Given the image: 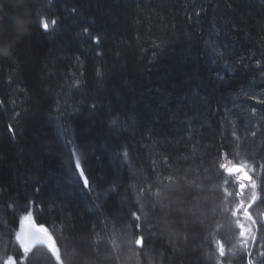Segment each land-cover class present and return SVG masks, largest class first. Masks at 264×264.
Listing matches in <instances>:
<instances>
[{
    "label": "trees",
    "instance_id": "obj_1",
    "mask_svg": "<svg viewBox=\"0 0 264 264\" xmlns=\"http://www.w3.org/2000/svg\"><path fill=\"white\" fill-rule=\"evenodd\" d=\"M262 225L264 0H0V264H264Z\"/></svg>",
    "mask_w": 264,
    "mask_h": 264
},
{
    "label": "snow or ice",
    "instance_id": "obj_2",
    "mask_svg": "<svg viewBox=\"0 0 264 264\" xmlns=\"http://www.w3.org/2000/svg\"><path fill=\"white\" fill-rule=\"evenodd\" d=\"M52 23L55 24L56 21H52ZM42 27L44 28L45 31H47V30H48V23H47V22H43V23H42ZM85 32L87 33L88 30L85 29ZM95 42H96V43H99V39L96 38V39H95ZM220 79H223V77H220ZM9 130H10V131H13V129L11 128V126H10ZM253 135H255V133H253ZM73 155H74V156L76 155V151H73ZM221 167L223 168L224 166L221 165ZM74 168H75V171L79 174V176L83 179L84 187H89V179H88V177H87L86 174H85L84 166L82 165V163H81L79 157H77V158L75 159V161H74ZM236 171L239 172V171H241V169H240V168H237ZM244 179L250 180L251 178L245 176ZM252 187L255 188V183L252 184ZM240 188L243 189V188H244V185L241 184V185H240ZM35 190H36V191H39V186H37ZM237 195H243V193H242V192H238ZM254 200H255V197H253V201H254ZM133 215H136V214L133 213ZM137 218H138V217H137ZM253 224H255V221H253ZM262 226H264V225H262ZM40 231H44V229L41 228ZM35 239H36L37 241H39L40 238H39V237H36ZM253 239H254V237H253ZM136 243H137L138 245H143V237H142V236L139 237V238L136 240ZM221 255H223L222 252H221Z\"/></svg>",
    "mask_w": 264,
    "mask_h": 264
},
{
    "label": "water",
    "instance_id": "obj_3",
    "mask_svg": "<svg viewBox=\"0 0 264 264\" xmlns=\"http://www.w3.org/2000/svg\"><path fill=\"white\" fill-rule=\"evenodd\" d=\"M22 235L23 240L26 242L27 245H30V243L36 242V237H39L38 234H36V231L34 228L26 226L22 229Z\"/></svg>",
    "mask_w": 264,
    "mask_h": 264
},
{
    "label": "rangeland",
    "instance_id": "obj_4",
    "mask_svg": "<svg viewBox=\"0 0 264 264\" xmlns=\"http://www.w3.org/2000/svg\"><path fill=\"white\" fill-rule=\"evenodd\" d=\"M71 146H72V145H71ZM136 204L140 205L141 203L138 202V200H137V201H136ZM206 207L209 209V206H206ZM246 211H247V210H246ZM247 216H248L251 220L255 221L253 215H249V214H248ZM213 226H214V225H212L211 222L207 223L206 231L211 230V229L213 228ZM41 232H42V231H41ZM245 233H246L247 238H249V237L251 236V229H250V228H247L246 231H245ZM212 236H213V233L210 235V237L212 238V240L215 239V238H213ZM244 236H245V235H244ZM246 236H245V237H246ZM211 238H210V239H211ZM227 240L230 242V244H232V243L234 242V237H233V239H232L231 237H228ZM250 258H251V257H250Z\"/></svg>",
    "mask_w": 264,
    "mask_h": 264
},
{
    "label": "bare ground",
    "instance_id": "obj_5",
    "mask_svg": "<svg viewBox=\"0 0 264 264\" xmlns=\"http://www.w3.org/2000/svg\"><path fill=\"white\" fill-rule=\"evenodd\" d=\"M35 231H36V234H38V236L41 234V231H40V229H39V230H38V229H36Z\"/></svg>",
    "mask_w": 264,
    "mask_h": 264
}]
</instances>
